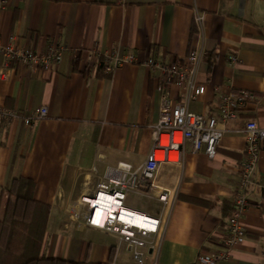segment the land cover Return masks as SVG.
Here are the masks:
<instances>
[{
    "label": "crops",
    "instance_id": "obj_1",
    "mask_svg": "<svg viewBox=\"0 0 264 264\" xmlns=\"http://www.w3.org/2000/svg\"><path fill=\"white\" fill-rule=\"evenodd\" d=\"M0 43L40 53L62 47L61 60L48 70L7 64L0 52V107L20 114L0 120V220L32 219L35 201L6 188L14 178H32L35 200L50 206L40 255L67 264H136L125 244L117 247L115 235L74 219L69 201L77 173L93 164L98 172L76 194L92 191L107 166L142 164L163 102L182 98L183 87L175 83L160 89L163 79L145 64L149 57L174 61L194 48L203 52L195 82L205 91L189 108L206 117L220 93H254L239 117L226 123L215 157L187 141L181 164L160 165L154 182L176 195L170 211L157 199L126 200L165 222L159 249L147 250L146 264H197L199 253L220 248L245 156L242 129L249 119L264 127V0H9L0 9ZM112 51L132 53L134 60L99 75L95 53ZM42 105L48 115L26 125L23 115ZM247 196L246 237L217 264H264V147Z\"/></svg>",
    "mask_w": 264,
    "mask_h": 264
},
{
    "label": "built area",
    "instance_id": "obj_2",
    "mask_svg": "<svg viewBox=\"0 0 264 264\" xmlns=\"http://www.w3.org/2000/svg\"><path fill=\"white\" fill-rule=\"evenodd\" d=\"M9 0H0V9L7 7ZM197 23L201 22L202 14H196ZM14 40V37H12ZM0 52L7 64L17 61L21 65L51 69L62 58V47L51 45L48 51L40 53L32 48H24L15 43L3 45ZM203 52L192 49L189 53L174 61H165L149 57L145 64L151 70H157L163 79L160 89L175 83L183 87L180 100L166 99L156 124L153 125V147L148 158L137 166L119 161L116 165L107 166L92 191L77 193L79 186L87 185L88 175L98 172L97 165L89 171L78 172L76 184L69 201L74 219H81L89 227L103 229L117 238V247L122 244L132 252L136 264H146L145 254L148 249L158 251L157 235L165 227L160 215L149 213L129 206L126 200L130 196H141L157 199L163 207L171 210L176 195L169 189L159 188L154 182L157 171L162 163L181 164L184 159L185 142H191L195 151L203 150L209 158L215 157L217 147L226 130V123L239 117L241 111L256 96L247 89L220 93L213 113L206 117L189 108L191 99L204 93L205 85L196 84L195 73ZM96 60L92 66L102 64L107 71L127 61H133L134 55H119L112 51L107 55L95 53ZM231 61H236L233 54ZM48 115V109L42 105L23 115L26 125H33L37 120ZM20 117L16 110L0 107V120L11 121ZM245 139V156L240 163L239 183L234 191L232 207L228 216L227 233L222 239L220 248L209 253H199L197 264H217L230 258L231 250L246 237L243 216L249 206L247 189L257 169L260 153L264 147V127L256 120L249 119L242 129ZM112 206L114 208L109 209ZM108 208V209H107ZM108 211V212H107ZM152 264H157L153 262Z\"/></svg>",
    "mask_w": 264,
    "mask_h": 264
},
{
    "label": "trees",
    "instance_id": "obj_3",
    "mask_svg": "<svg viewBox=\"0 0 264 264\" xmlns=\"http://www.w3.org/2000/svg\"><path fill=\"white\" fill-rule=\"evenodd\" d=\"M102 58L97 73L109 76ZM8 191L18 197L35 201V209L31 220L14 218L10 222L0 220V264H67V260L60 257L41 256L40 250L45 234L50 206L35 200V181L29 177H17L6 187ZM201 204L208 205L202 199L189 198ZM79 264H112L81 261Z\"/></svg>",
    "mask_w": 264,
    "mask_h": 264
},
{
    "label": "bare ground",
    "instance_id": "obj_4",
    "mask_svg": "<svg viewBox=\"0 0 264 264\" xmlns=\"http://www.w3.org/2000/svg\"><path fill=\"white\" fill-rule=\"evenodd\" d=\"M108 208H109V209H111V208H114V207H112V206H109ZM108 208H107V209H108ZM107 212H108V211H107Z\"/></svg>",
    "mask_w": 264,
    "mask_h": 264
}]
</instances>
